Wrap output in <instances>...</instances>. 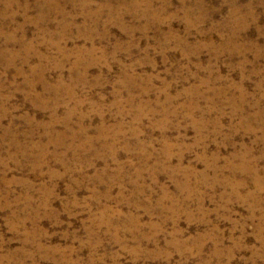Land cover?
<instances>
[{
    "label": "rangeland",
    "instance_id": "rangeland-1",
    "mask_svg": "<svg viewBox=\"0 0 264 264\" xmlns=\"http://www.w3.org/2000/svg\"><path fill=\"white\" fill-rule=\"evenodd\" d=\"M0 264H264V0H0Z\"/></svg>",
    "mask_w": 264,
    "mask_h": 264
}]
</instances>
